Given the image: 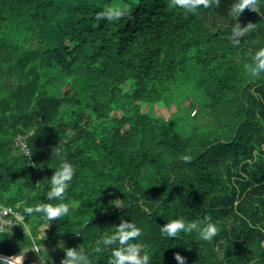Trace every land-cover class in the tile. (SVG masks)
Returning a JSON list of instances; mask_svg holds the SVG:
<instances>
[{"label":"trees","instance_id":"1","mask_svg":"<svg viewBox=\"0 0 264 264\" xmlns=\"http://www.w3.org/2000/svg\"><path fill=\"white\" fill-rule=\"evenodd\" d=\"M190 2L0 0V205L36 230L0 235V254L68 239L24 264H62L65 248L109 264L119 242L99 239L125 221L140 228L132 242L148 264H178L175 253L185 264H264V72L245 68L264 47V0L240 16L233 0ZM108 6L123 15L98 19ZM237 20L253 26L234 45ZM161 103L167 119L151 114ZM21 134L29 156L15 148ZM61 157L73 166L67 213H24L20 201L58 202L46 194ZM177 217L212 222L216 235H162Z\"/></svg>","mask_w":264,"mask_h":264},{"label":"clouds","instance_id":"2","mask_svg":"<svg viewBox=\"0 0 264 264\" xmlns=\"http://www.w3.org/2000/svg\"><path fill=\"white\" fill-rule=\"evenodd\" d=\"M197 3L202 0H196ZM175 4L178 7H184L191 9L195 5L190 0H175ZM205 6L206 3H205ZM245 8L255 10L254 0H233L231 5V12L239 15ZM98 19H105L107 21H114L123 15V12L119 8L112 6L105 7L97 14ZM253 24L248 23L246 26H241L238 20L232 25L231 29V42L236 45L241 43L238 39L252 28ZM246 70L255 77L264 72V47L259 48L252 57V63L245 65ZM55 155L59 156V150L55 152ZM73 177V166L68 161L61 157V163L59 167L54 171V174L49 179V188L46 194L48 201L56 200L57 203H37L35 205H26L24 201L19 203L24 205L23 212L27 214L37 213L41 219L53 220V218L60 217L67 213L68 204L64 202V193L68 187V183ZM140 228L131 222L122 221L119 226L116 227V231L112 234H103L99 239V244L111 245L114 242H119L120 247L112 249L111 259L109 264H148L149 256L146 252L141 253V245L138 242H132L133 237L140 235ZM162 235L167 237H174L178 232L184 233L195 232L199 237L205 241H210L216 235V225L212 222H204L203 226L196 220L186 221L183 217H177L170 219L160 227ZM37 249V248H33ZM100 247L96 248V251H100ZM65 258L62 260V264H89L88 258L82 250L65 248ZM175 260L178 264H185V258L179 253L174 254ZM5 264H16V261H21L22 256L6 257L3 258Z\"/></svg>","mask_w":264,"mask_h":264},{"label":"built area","instance_id":"3","mask_svg":"<svg viewBox=\"0 0 264 264\" xmlns=\"http://www.w3.org/2000/svg\"><path fill=\"white\" fill-rule=\"evenodd\" d=\"M14 145L20 154L24 156L31 154L27 135H18ZM17 229H22L31 235L25 216L11 207L0 205V235Z\"/></svg>","mask_w":264,"mask_h":264},{"label":"rangeland","instance_id":"4","mask_svg":"<svg viewBox=\"0 0 264 264\" xmlns=\"http://www.w3.org/2000/svg\"><path fill=\"white\" fill-rule=\"evenodd\" d=\"M225 12L224 14H221V16L223 17L224 15H227L228 14V11L225 10L223 11ZM231 15V14H230ZM151 114L153 117L155 118H158V117H163L165 119L169 118L171 116V113L170 111L161 103V104H158V105H154L151 107ZM195 113V110L192 112V115ZM174 117L177 118V121L180 123V124H187L190 122L191 118H190V115H187V114H182L181 112L177 111L175 112L174 114ZM28 227H29V230L30 232H35V225H34V221H30L28 223ZM56 254V253H54ZM28 257H31V254H29L28 256L26 257H23L22 259V263L24 264L25 260L28 258Z\"/></svg>","mask_w":264,"mask_h":264},{"label":"water","instance_id":"5","mask_svg":"<svg viewBox=\"0 0 264 264\" xmlns=\"http://www.w3.org/2000/svg\"><path fill=\"white\" fill-rule=\"evenodd\" d=\"M66 240H68V239H64V240L58 242L56 245H53V246H33L30 248H26L24 250L17 252L14 256L26 257L29 254H32L34 252L52 251V250H55L61 243L65 242ZM33 248H37V249H33ZM14 256H12V257H14ZM6 257H9V256L0 254V264H5V260L3 258H6ZM16 264H20V263H18L16 261ZM21 264H23V263H21Z\"/></svg>","mask_w":264,"mask_h":264},{"label":"bare ground","instance_id":"6","mask_svg":"<svg viewBox=\"0 0 264 264\" xmlns=\"http://www.w3.org/2000/svg\"><path fill=\"white\" fill-rule=\"evenodd\" d=\"M17 262H18V263H20V261H19V260H18ZM21 263H22V261H21Z\"/></svg>","mask_w":264,"mask_h":264}]
</instances>
